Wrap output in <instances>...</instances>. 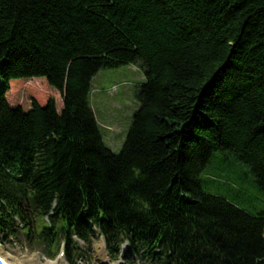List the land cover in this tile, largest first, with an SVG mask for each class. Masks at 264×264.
<instances>
[{"label":"trees","instance_id":"obj_1","mask_svg":"<svg viewBox=\"0 0 264 264\" xmlns=\"http://www.w3.org/2000/svg\"><path fill=\"white\" fill-rule=\"evenodd\" d=\"M122 65L144 82L115 153L90 81ZM43 79L60 111L14 97ZM218 155L264 196V0H0L2 240L64 239L71 264L96 234L113 259L128 241L142 263L264 264V208L203 190Z\"/></svg>","mask_w":264,"mask_h":264},{"label":"rangeland","instance_id":"obj_2","mask_svg":"<svg viewBox=\"0 0 264 264\" xmlns=\"http://www.w3.org/2000/svg\"><path fill=\"white\" fill-rule=\"evenodd\" d=\"M43 80L27 81L15 89L13 87L14 97L24 106L29 104L31 96L39 97L44 102L52 98L56 101L57 110H61V94L50 87L45 79ZM22 81L11 80L10 83L21 84ZM143 82L144 75L138 65H122L118 68L102 69L90 81V104L102 140L115 153L120 151L133 113L139 106L136 93ZM250 177L251 173L247 171V168L240 163H231L221 155L216 156L212 164L200 175L202 187L206 193L224 196L254 214L264 208V201L263 195L249 181ZM21 236L23 237L20 235L19 239L22 243L12 240L10 243H0V251L11 260H15L17 264H25L27 260L32 262L35 259L40 262L51 260L47 259L41 250L28 247ZM85 248V256L91 258L88 264H113L109 261V256L103 248L100 237L91 238ZM50 255H52L53 261L67 263L66 260H62L56 255L53 256V253ZM124 262L134 264L124 259H119L115 264H124ZM80 264L87 263L81 262Z\"/></svg>","mask_w":264,"mask_h":264},{"label":"bare ground","instance_id":"obj_3","mask_svg":"<svg viewBox=\"0 0 264 264\" xmlns=\"http://www.w3.org/2000/svg\"><path fill=\"white\" fill-rule=\"evenodd\" d=\"M8 258V257H7ZM11 262H12V264H17V262L15 261V260H11L10 258H8ZM22 262V261H21ZM50 262H54V263H50ZM26 263L27 264H42V263H40V261L38 260V259H35L34 261H26ZM25 263V264H26ZM43 263H45V264H66L65 263V261H63L62 263H59V261H46V262H43Z\"/></svg>","mask_w":264,"mask_h":264}]
</instances>
